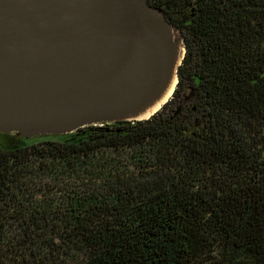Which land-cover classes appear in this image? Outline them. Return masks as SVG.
Segmentation results:
<instances>
[{
  "label": "trees",
  "instance_id": "trees-1",
  "mask_svg": "<svg viewBox=\"0 0 264 264\" xmlns=\"http://www.w3.org/2000/svg\"><path fill=\"white\" fill-rule=\"evenodd\" d=\"M182 33L150 118L0 133V264H264V0H149Z\"/></svg>",
  "mask_w": 264,
  "mask_h": 264
},
{
  "label": "water",
  "instance_id": "water-1",
  "mask_svg": "<svg viewBox=\"0 0 264 264\" xmlns=\"http://www.w3.org/2000/svg\"><path fill=\"white\" fill-rule=\"evenodd\" d=\"M184 55L182 33L149 0H0V133L148 119Z\"/></svg>",
  "mask_w": 264,
  "mask_h": 264
},
{
  "label": "rangeland",
  "instance_id": "rangeland-1",
  "mask_svg": "<svg viewBox=\"0 0 264 264\" xmlns=\"http://www.w3.org/2000/svg\"><path fill=\"white\" fill-rule=\"evenodd\" d=\"M36 138H38V139H39V138H45V137H36Z\"/></svg>",
  "mask_w": 264,
  "mask_h": 264
}]
</instances>
